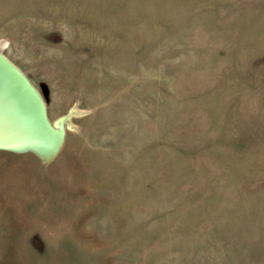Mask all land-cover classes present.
<instances>
[{"label": "rangeland", "instance_id": "1", "mask_svg": "<svg viewBox=\"0 0 264 264\" xmlns=\"http://www.w3.org/2000/svg\"><path fill=\"white\" fill-rule=\"evenodd\" d=\"M0 52L63 133L0 149V264H264V0H0Z\"/></svg>", "mask_w": 264, "mask_h": 264}, {"label": "water", "instance_id": "2", "mask_svg": "<svg viewBox=\"0 0 264 264\" xmlns=\"http://www.w3.org/2000/svg\"><path fill=\"white\" fill-rule=\"evenodd\" d=\"M62 136L60 122L55 125L48 119L36 87L0 52V149L31 152L49 161Z\"/></svg>", "mask_w": 264, "mask_h": 264}, {"label": "bare ground", "instance_id": "3", "mask_svg": "<svg viewBox=\"0 0 264 264\" xmlns=\"http://www.w3.org/2000/svg\"><path fill=\"white\" fill-rule=\"evenodd\" d=\"M43 115H44V114H43ZM43 117H44V116H43ZM44 118H45V117H44ZM41 119H42V115H41ZM44 122L46 123V119H45V121H44ZM55 125H58V123H57V124L55 123Z\"/></svg>", "mask_w": 264, "mask_h": 264}]
</instances>
